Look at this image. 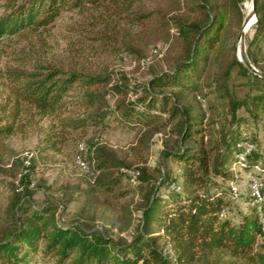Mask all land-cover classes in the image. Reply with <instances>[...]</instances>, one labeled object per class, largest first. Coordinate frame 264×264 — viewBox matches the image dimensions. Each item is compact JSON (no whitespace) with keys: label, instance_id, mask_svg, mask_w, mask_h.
Instances as JSON below:
<instances>
[{"label":"trees","instance_id":"obj_1","mask_svg":"<svg viewBox=\"0 0 264 264\" xmlns=\"http://www.w3.org/2000/svg\"><path fill=\"white\" fill-rule=\"evenodd\" d=\"M140 1L0 0V39L25 31L45 32L67 11L89 14L91 20L82 28L89 39L102 41L107 35L115 39L119 30L110 26L113 19L143 25L149 17L133 10ZM220 1L197 0L191 9L201 18L179 28L171 26L175 39L169 42L168 51L175 53L178 61L174 68L152 75L145 83L117 84L100 90L109 83L108 76L38 64L29 70L15 68L0 73V89L2 93L7 89L0 101V140L24 133L37 117L46 116L59 118V142L66 139L67 130L85 132L99 128L155 133L168 129L172 137L178 130L179 142L163 154L183 166L181 186L175 185L166 193L150 190L147 194L141 209L140 232L129 243H119L97 230L59 223L52 207L33 209L20 203L18 210L27 216L20 219L16 230L0 240V264H31L37 257L52 264H209L211 259H216L212 264H264V244L260 243L264 232L256 208L251 205L248 212H238L234 218L227 216V192L211 180L214 175L233 181L232 169L238 165L236 156L240 152L238 144L255 143L241 137L237 129L229 132L219 147L218 165L212 166L216 149L205 141V119L187 114L190 110L179 105L185 95L200 91L199 84L212 55L215 60L225 51L228 25L222 9L228 12L229 6L226 0ZM231 1L230 8L240 17ZM103 13L109 14L108 18H99ZM255 17L251 46L264 39V0H256ZM168 24L166 21L167 27ZM246 54L253 67L264 75V70L256 67L258 62L250 47ZM230 62L259 85L249 109L252 116L264 117V78L250 73L235 55ZM123 94L139 96L115 99L113 105L105 101L106 97ZM233 103V111L249 107L248 101ZM177 120L178 126L172 128ZM59 142H50V146L55 148ZM243 165L245 171L259 166L264 172V153L255 146ZM93 166L99 175L105 174L99 184L108 194L119 186L117 177L112 178L108 172L129 168L105 154L95 157ZM137 173L140 174L139 169ZM119 195L122 194L117 192L116 196Z\"/></svg>","mask_w":264,"mask_h":264},{"label":"rangeland","instance_id":"obj_2","mask_svg":"<svg viewBox=\"0 0 264 264\" xmlns=\"http://www.w3.org/2000/svg\"><path fill=\"white\" fill-rule=\"evenodd\" d=\"M196 1L141 0L133 10L149 17L143 25L132 24L128 19H113L110 26L119 30V35L114 37L115 42L108 35L102 41L89 39L90 35L82 30L91 20L89 14L63 12L45 32L25 31L2 37L0 73L15 68L29 70L38 64L108 76L109 83L100 90L117 84L145 83L152 75L175 67L178 57L168 51L169 42L175 39L171 26L179 28L191 20L200 19L201 16L191 9ZM226 4L229 13L222 9L223 14L226 12L224 18L228 25L225 51L215 60L212 55L199 84L200 91L185 95L179 103L190 110L187 114L205 119V141L216 149L212 166L218 165L219 147L225 136L236 129L241 137L251 139L264 153V117L252 116L250 110V100L260 87L230 62L234 55L239 61L241 43L238 34L250 10L251 0L231 1L232 8L236 6L239 10L240 17L235 9L230 8V0H226ZM100 16L105 19L109 14ZM106 31L110 33L109 29ZM254 32L252 24L244 34V49L245 52L249 47L252 49L258 62L256 67L264 70V39L251 46ZM155 48L159 49L160 56L151 55ZM2 90L0 101L5 98L2 94H7L6 88L4 93ZM136 96L139 95L110 96L105 101L113 105L115 99ZM235 101H248L249 107L242 106L233 111ZM58 119L54 116L37 117L24 133L0 140V240L16 230L20 219L25 220L27 215L18 210V205L25 202L33 209L54 208L59 223V219H63L65 225L97 230L119 243H129L140 232L141 209L150 190L160 194L175 185L181 186L183 166L163 154L165 149L172 150L175 142H179V131L172 137L168 129L152 133L88 128L85 132L67 130L64 134L66 139L59 142L61 126ZM178 124L179 120L172 128ZM53 141L59 142L55 148L50 146ZM81 146L83 150L80 152ZM79 153L88 164V170H81L76 164L75 157ZM103 154L129 166L108 172L119 181L112 194L101 190L99 183L105 179V174L99 175L93 166L94 158ZM232 170L234 179L231 182L237 188L236 196L231 194L230 181L214 175L211 180L227 192L228 206L224 214L234 218L238 212L251 210L248 186L251 178L259 180L264 196V172L259 166L245 171L236 165ZM117 192L122 195L116 196ZM260 243L264 244V237ZM211 260L209 264L216 263V259ZM31 264L52 262L37 257Z\"/></svg>","mask_w":264,"mask_h":264},{"label":"built area","instance_id":"obj_3","mask_svg":"<svg viewBox=\"0 0 264 264\" xmlns=\"http://www.w3.org/2000/svg\"><path fill=\"white\" fill-rule=\"evenodd\" d=\"M160 52L158 48H155L151 51L152 56H160ZM238 148L240 150L239 154L236 156L238 159V166L243 168V162L246 157L255 150V146L250 142H240L238 144ZM83 150L82 146L80 147V152ZM75 162L81 170H88V164L83 160L81 153L75 157ZM249 197L251 200V205L256 208V211L259 215V222L264 232V215H263V205H264V196L261 189V183L257 178H251L249 181ZM229 187L231 190V194L236 196L237 188L234 183L229 182ZM60 223L64 220L59 219Z\"/></svg>","mask_w":264,"mask_h":264},{"label":"water","instance_id":"obj_4","mask_svg":"<svg viewBox=\"0 0 264 264\" xmlns=\"http://www.w3.org/2000/svg\"><path fill=\"white\" fill-rule=\"evenodd\" d=\"M255 5H256V0H251V12L247 14L245 19L243 20L242 26L240 28L239 34H238V40L241 43V49H240V54H239V61L243 64V66L252 74L259 76L261 78H264V75L259 73L255 67L251 64L249 61L247 54L244 49V34H245V29L249 27V22L252 18H254V22H256V17H255Z\"/></svg>","mask_w":264,"mask_h":264},{"label":"bare ground","instance_id":"obj_5","mask_svg":"<svg viewBox=\"0 0 264 264\" xmlns=\"http://www.w3.org/2000/svg\"><path fill=\"white\" fill-rule=\"evenodd\" d=\"M250 12H251V6H250V10L248 11V13H250ZM253 19H254V18L251 19L252 21L250 20L249 25H248L249 27H247V28L245 29V33H246V30H247L248 28H250L252 24H254V23H253V22H254Z\"/></svg>","mask_w":264,"mask_h":264}]
</instances>
